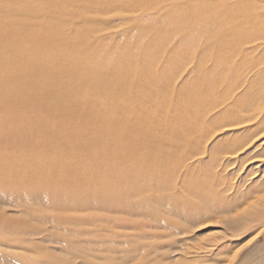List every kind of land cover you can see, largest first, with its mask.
Returning a JSON list of instances; mask_svg holds the SVG:
<instances>
[{"label":"bare ground","instance_id":"obj_1","mask_svg":"<svg viewBox=\"0 0 264 264\" xmlns=\"http://www.w3.org/2000/svg\"><path fill=\"white\" fill-rule=\"evenodd\" d=\"M259 148L264 0H0V264H127L131 238L103 223L153 207L180 169L232 234L261 233L264 189L218 171ZM245 251L264 264V239Z\"/></svg>","mask_w":264,"mask_h":264},{"label":"rangeland","instance_id":"obj_2","mask_svg":"<svg viewBox=\"0 0 264 264\" xmlns=\"http://www.w3.org/2000/svg\"><path fill=\"white\" fill-rule=\"evenodd\" d=\"M111 20L112 25L117 28L127 26L124 24L125 17L117 16ZM190 66H186L188 72L185 76H189ZM191 76H193L191 80L195 83V75ZM239 130H225L218 137L235 134ZM262 141L263 139L257 143ZM257 150L260 151H252L248 154V159L242 163L234 161L235 156H229L232 163L226 165L223 171L218 169L223 182L237 183L244 176L240 187L250 188L262 196L264 163L255 168L258 164L252 156L254 153H264V149ZM181 172L182 169L167 171V185L162 190L152 188L145 192L144 195L150 196L153 207L134 217L124 215L123 219L119 220V225L111 221L103 223L113 226L118 235H129L131 238L126 240V244L118 243L122 247L130 246L135 251L127 264H252L259 261L257 254L255 256L248 254L244 257L243 253L246 252L245 250H254V245L264 239V231L258 232L261 226L248 234H232L226 220L231 213L214 214L209 209V192L202 190V194L205 193L203 197L195 196V190L192 187H185L182 183ZM196 181L198 179H195ZM160 192H165L167 198L164 200L158 198ZM2 208L0 207V212H3ZM81 214L79 215L81 219H88L85 224L87 230L95 232V235H108L104 228H100L98 218L94 220L86 212ZM6 215L18 217V222H22L34 231L33 235L60 233L58 230H53L49 224L31 222L28 217L11 207H7ZM100 215L102 214H96V216ZM226 244L230 245L227 251L226 247L222 248Z\"/></svg>","mask_w":264,"mask_h":264}]
</instances>
